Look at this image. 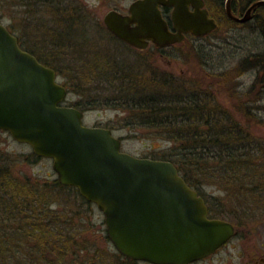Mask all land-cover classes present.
<instances>
[{"label": "water", "instance_id": "obj_1", "mask_svg": "<svg viewBox=\"0 0 264 264\" xmlns=\"http://www.w3.org/2000/svg\"><path fill=\"white\" fill-rule=\"evenodd\" d=\"M261 4L264 0L254 2L240 18L232 14L230 0L225 9L232 21L243 23ZM160 5L173 7L175 32ZM203 5L202 0H138L128 15L109 11L103 22L130 45L152 41L166 47L181 42L184 33L203 37L216 29ZM66 95L55 70L23 50L0 21V130L37 157L50 159L59 183L96 205L119 254L150 264H189L234 236L231 223L208 218L203 198L172 162L123 152L111 130L86 126L80 110L63 106Z\"/></svg>", "mask_w": 264, "mask_h": 264}, {"label": "trees", "instance_id": "obj_2", "mask_svg": "<svg viewBox=\"0 0 264 264\" xmlns=\"http://www.w3.org/2000/svg\"><path fill=\"white\" fill-rule=\"evenodd\" d=\"M19 1L24 7L30 4L46 6L58 15L54 18L55 26L48 28L43 24L41 28L49 34L46 42L48 52L45 55L52 63L42 59L35 49L27 47L19 37L18 40L23 49L35 54L43 64L53 67L57 75H63L65 79V73L61 68H57L54 61L61 64L64 62L62 51L67 46L69 50L74 49V55L81 56L80 53L86 50V47L82 48L85 43L81 41H89L86 33L100 28L101 23L90 18L86 23L83 16L87 14L84 9L69 7L64 4L66 0ZM206 5L210 14L217 20L215 31L221 27L230 29L241 26L223 15L222 1H208ZM259 11L264 16V5L259 7ZM83 21L86 27L81 25ZM258 27L259 32L264 35V19H258ZM25 31L29 32L28 27ZM82 60L84 65L90 67L86 59ZM123 62L108 53L98 56L91 64L92 74L87 80L91 78V82L96 81L101 86L104 85L105 87H102L105 93L110 91L113 94L110 96L113 97L110 102L125 109L124 127H128L135 134L138 130L146 131L147 137L168 143L169 146L160 152L159 156L151 159L172 162L185 182L211 203L215 200L209 198L210 194H205L206 186L219 184L241 190L235 193L242 197V202L237 199L240 209H244L242 206L246 203H254L260 208L259 205L264 204V135L250 134L248 129L243 127L242 121L233 120L231 111L223 110L213 95H209L206 87L203 86L201 93L194 94L191 90L196 86L195 82L191 84L184 78L161 74L155 68H131ZM242 65H250L251 69L264 73V51L245 57ZM75 69L81 70L80 65ZM218 77L213 76V79ZM260 79L256 78V88L259 87ZM65 84L69 91L68 82L65 81ZM185 84L191 87L187 88ZM254 89L255 86L250 93L243 95L242 99L238 93L232 98L237 102L235 109H232L244 120L253 118V104L256 102L252 95ZM72 106L84 110L80 104ZM33 158L38 157L33 154ZM2 163L0 157V264H68L64 256L73 252L70 250L76 245L72 240L74 233L59 229L62 221L54 215L57 210H52L51 207L58 209L57 205H62L63 197H66L69 204L65 209L71 214L69 217L72 222L82 215L83 206L87 209L92 204L85 201L76 188L63 186L56 178L23 180L15 177L17 175L11 168L12 165L7 167ZM75 205L79 207L77 212L72 210ZM214 209L217 216L227 214L217 212L216 207ZM260 209L263 210V207ZM229 219L235 222L241 217L236 213V216L230 214ZM104 232L105 238L109 239L106 231ZM78 251L89 255L91 250L80 248ZM114 254L116 264L139 263L121 256L118 252L114 251ZM95 255L93 254L95 260H99ZM53 259L56 261H52ZM95 264L107 263L98 261Z\"/></svg>", "mask_w": 264, "mask_h": 264}, {"label": "rangeland", "instance_id": "obj_3", "mask_svg": "<svg viewBox=\"0 0 264 264\" xmlns=\"http://www.w3.org/2000/svg\"><path fill=\"white\" fill-rule=\"evenodd\" d=\"M99 1L100 0H75L73 2L76 6L78 5L84 9L87 15L83 17L86 18L85 20L87 23L89 22L87 19L91 18L93 15H98L100 21H102V14L111 6L117 5L124 7L132 0H113L112 3H110L109 0H105L101 3H99ZM241 1L248 2L249 0ZM70 3L72 4L71 0H66L64 4L73 8V5ZM56 16L58 15H56L54 11L49 10L46 6L30 4V6L24 7L19 0H0V21L10 29L15 36L19 37L27 47L33 50L35 49V52L40 55L42 59L51 63L52 61L49 60L50 58L46 56L48 52L46 49V42L49 34L41 30V28L43 24L48 28L52 27V25H54L53 22L55 23L54 18ZM261 16V12L260 14L258 12L257 18L261 19ZM262 17V19H264V16ZM257 20H252L246 26H237L230 29L221 27L217 31H213L206 36L195 40L187 39L174 48H165L163 50L164 59L156 57L154 52H151L149 48L148 50L139 51L138 55L135 50L110 39L105 34L99 36L98 40L97 35L88 32L85 36L86 38L88 37L89 41L84 39L81 41L85 43H83L84 45L82 48L84 49L86 47V50L80 53L81 56L74 55V49L71 48L69 50L67 48L69 46H67V49L64 48V51H62L63 65L53 60L58 66L57 68H61L65 73V79L63 75H57V80L61 84L65 83V81L68 82L69 93L66 97V103L81 105L82 109H84V125L89 127L101 126L110 128L113 135L121 140L122 151L135 157L153 158L157 155L159 156L160 152L169 145L166 141L147 137L148 133L146 131L138 130L135 134L131 132L128 127H124V120L126 119L125 109L116 107L110 102L111 98H113L110 96L113 94H111L110 91L105 93V89L103 88L105 87L104 85H102V87L96 81L91 82V78L87 80V77L92 74L91 64L98 56L100 57L105 53L113 55L116 60L127 62L129 67L132 66V64H136L139 58L142 57L145 62L139 63L140 65L137 63L138 69L144 68L148 70V67L154 69L157 66L156 68L158 69H155L160 71L161 74H173V77L178 79L184 78L190 81L191 84L195 82L196 84H194V86H196L192 87L191 90L194 94H198L203 90V86L206 87L210 92L209 95H213L216 102L219 103L223 110L231 111L232 117L234 118L233 120L242 121L243 127L248 129L250 134L257 133L263 136L264 73H259L258 70L251 69L250 65L246 67L242 65L245 57L264 51V35L259 32V27L256 25ZM86 23L83 21L81 25L86 27ZM27 27L29 34L25 31ZM61 29L62 28H59V30ZM63 46L65 47L64 44ZM112 47L117 54L112 51ZM82 58L90 63V67L84 65L85 63L82 62ZM78 65H80L81 70L75 69ZM213 76H219L221 79L219 77L213 79ZM257 77L261 78V82L258 83V88H256L255 85ZM224 80H226V82ZM220 81L224 84L222 85ZM185 86L187 88L191 87V85L186 84ZM254 86L255 89L252 95L255 97L256 102L253 104L255 106L253 118L250 117V120H244L241 118L240 114L234 110L235 106H237V102L232 100V98L233 95L238 93L242 99L247 93L252 91V87ZM0 157L3 160L2 164L7 167L12 165L11 168L17 175L15 177L20 179L29 181L34 179H57V175L52 169V161L50 159H34L30 146L16 142L8 132L2 130H0ZM206 187V191H204L206 192L205 194H210L216 199L215 201L218 204L216 207L217 212H227L225 216H219L220 218L232 222V220L229 219V215L234 214L236 216L237 213L244 219L242 222L264 220V204L261 206L259 205L260 208L263 207V210L256 207L258 205L254 203H246L242 206L244 209H240L237 204V199L242 202V197L235 194L241 191L239 188H228L219 184H209ZM68 204V199L63 197L62 205H57L58 209L54 206L51 207L52 210H57L54 215H57L62 221L59 229L62 228L66 233L71 231L74 233V235L72 234V240L76 245H73V249L70 250L73 251L72 253H67L64 256L65 262L68 264H95L98 261H100V263L104 261L107 264H116L114 262V260H116L114 251L116 252V250L110 240L105 238L104 231L106 226L102 212L93 204L87 209L83 206L82 215L77 216V218L71 222V217H69L71 214L65 209ZM77 209H79V207L75 205L72 210L77 212ZM87 216H89V218H87ZM251 224L252 223H248L245 225ZM71 226L72 230H70ZM259 228H261L259 238L256 237L244 242L242 239H232L228 246L202 264H246L248 261L247 257L240 256L243 248L247 250L248 254H251L250 257H254L252 255L253 245L260 247L264 246V225L259 226ZM21 244L24 252H26L23 243ZM80 248H89L91 251L88 255L85 252L82 253L78 251ZM93 254H96L95 256L98 257L96 259L99 260H95ZM15 258L17 259V256H15ZM52 261L56 260L53 259ZM138 264L148 263L141 262Z\"/></svg>", "mask_w": 264, "mask_h": 264}, {"label": "flooded vegetation", "instance_id": "obj_4", "mask_svg": "<svg viewBox=\"0 0 264 264\" xmlns=\"http://www.w3.org/2000/svg\"><path fill=\"white\" fill-rule=\"evenodd\" d=\"M72 1V5H73V8H77L79 7L78 5L76 6L75 3L73 1L75 0H71ZM105 0H100L99 3L103 2ZM113 0H109L110 3H112ZM138 0H132L127 6H124V7H120V6H117V5H114V6H111L108 10H106L103 14H102V21H100V18L98 15H93L91 16V20H94L95 22H98V23H101V26L100 28L98 29H93L91 32L94 34V35H97L98 36V40H99V36H102V34H105L107 35L110 39L120 43V44H123L124 46L130 48V49H133L136 51V53L138 54L139 51H144V50H148L151 49L150 51L151 52H154V55L160 59H164V55H163V50L165 48H174L175 46H178L180 45L181 43H183V41L187 40V39H191V40H195V39H198V37L194 36L193 34L191 33H184L183 34V39L181 42H178V43H174V44H171L167 47H162V46H157L156 44H154L152 41H147L146 45L144 47H137V46H133V45H130L126 42H123L122 40H120L118 37H116L114 34H112L108 29L107 27L105 26L104 22H103V17L105 16L106 13H108L109 11H114V12H117L121 15H128L129 14V8L130 6L136 2ZM204 5H203V8L208 12V16L209 18H212L214 19L216 22L217 20L210 14L209 10H208V7L206 5V3L209 1V2H214V1H222L224 3V12H223V15L224 16H227V12H226V9H225V4H226V1L227 0H202ZM256 1H259V0H249L248 2H243L241 0H230V9H231V12L233 15L237 16V17H242L246 14L247 10L249 9V7ZM261 5H264V4H261ZM261 5H258L256 6L255 8H253L250 12V15H251V18L246 21V22H243V23H237L241 26H246L247 24H249V22H251L252 20H257V16H258V12L260 14V11H259V7ZM188 9L190 11H193V7L192 5L190 4L188 6ZM159 10H160V13H161V16L162 18L166 21L167 23V26H168V29L169 31L171 32H175V29H174V26H173V23H172V10H173V7L171 6H166V5H160L159 6ZM261 18H263L261 16ZM230 19V18H229ZM256 25L258 26V20L256 21ZM254 25V26H256ZM96 40V39H95ZM112 51L116 52L114 50V48L112 47ZM31 53V52H30ZM117 54V52H116ZM35 55V54H33ZM139 55V54H138ZM35 57H37L35 55ZM38 59V57H37ZM39 60V59H38ZM40 61V60H39ZM119 61H123V60H119ZM144 59L142 57L139 58V61L137 62L138 64L139 63H143ZM145 62V61H144ZM124 63V62H123ZM127 64V62H125ZM137 63L136 64H132V66H130L131 68H138L137 67ZM128 65V64H127ZM140 65V64H139ZM50 67V66H49ZM157 67V66H156ZM155 67V68H156ZM52 68V67H51ZM158 69V68H156ZM155 69V70H156ZM158 71V70H157ZM56 72V70H55ZM172 74V73H171ZM173 75V74H172ZM174 76V75H173ZM63 86L66 87L67 89V92H68V88H67V85L65 83L62 84ZM65 105H69V106H72V104H68L66 103ZM84 113V112H83ZM197 191V193L201 196L202 194H200V192L198 190H195ZM209 198H213L214 200H216L214 197L210 196ZM204 201H205V204H206V207H207V211H208V218H219V219H222L220 218L219 216L215 215L214 214V207H217L218 204L217 202H210L208 200V198H204ZM224 220V219H223ZM242 220L244 219H239L237 221H228L229 223L232 224V226L234 227V236L232 237V239H242L243 242L244 241H247L249 239H254L256 237H260V229L259 226H263L264 225V220H255V221H243ZM241 222V223H240ZM240 223V224H238ZM248 223H252L251 225H245V224H248ZM230 239L229 241H227L224 245H222L219 249H217L214 253H212L211 255L203 258V259H200L198 261H195L193 263H190V264H202L203 262H205L206 260L212 258L214 255L218 254L221 250H223L226 246H228L230 244V241L232 240ZM243 245V244H242ZM251 254H248L247 253V250L245 248H243V250L241 251V254L240 256L242 257H247L248 261L246 262V264H264V246H257V245H253V252H252V255L254 257H250Z\"/></svg>", "mask_w": 264, "mask_h": 264}]
</instances>
